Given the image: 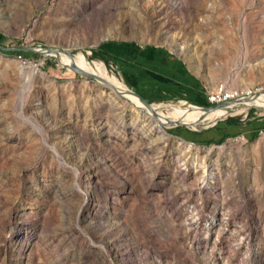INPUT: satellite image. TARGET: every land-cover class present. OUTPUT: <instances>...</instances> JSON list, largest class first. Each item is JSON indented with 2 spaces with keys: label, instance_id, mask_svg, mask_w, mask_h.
<instances>
[{
  "label": "rangeland",
  "instance_id": "374dc122",
  "mask_svg": "<svg viewBox=\"0 0 264 264\" xmlns=\"http://www.w3.org/2000/svg\"><path fill=\"white\" fill-rule=\"evenodd\" d=\"M123 39L206 90L264 91V0H0V45L87 52L134 91L92 52ZM263 103L166 126L54 56L0 51V264H264Z\"/></svg>",
  "mask_w": 264,
  "mask_h": 264
},
{
  "label": "crops",
  "instance_id": "0c3cea01",
  "mask_svg": "<svg viewBox=\"0 0 264 264\" xmlns=\"http://www.w3.org/2000/svg\"><path fill=\"white\" fill-rule=\"evenodd\" d=\"M93 51L147 101H203L206 88L194 68L167 46L142 45L131 39L108 40L97 44Z\"/></svg>",
  "mask_w": 264,
  "mask_h": 264
},
{
  "label": "bare ground",
  "instance_id": "6f19581e",
  "mask_svg": "<svg viewBox=\"0 0 264 264\" xmlns=\"http://www.w3.org/2000/svg\"><path fill=\"white\" fill-rule=\"evenodd\" d=\"M53 56L62 61L65 65L74 66L83 72L93 73L99 79L104 81L106 85H112L111 87L109 86V88H115L116 90L122 91L127 89L117 77L108 73L103 62L90 60L87 57V52L84 53L78 51L72 54V56L60 52H53ZM126 97L135 107L142 109L143 105L135 96L126 94ZM256 101H264V91L259 92L255 96L249 98H243L238 101L230 102L228 109L218 107L210 110H204L193 105H188L186 108H184L181 106V104H176L172 106L171 109L166 108L165 111L162 110V108L166 107L164 104L156 105L152 108L159 117V121H162L166 126H174L175 124L181 123L191 127H196L212 124L214 121L219 118H223L227 114L243 112V110L247 107L253 106ZM182 103L184 102L182 101ZM148 116L153 117L152 113H148ZM155 122L157 123L158 121L155 120Z\"/></svg>",
  "mask_w": 264,
  "mask_h": 264
},
{
  "label": "water",
  "instance_id": "95a60500",
  "mask_svg": "<svg viewBox=\"0 0 264 264\" xmlns=\"http://www.w3.org/2000/svg\"><path fill=\"white\" fill-rule=\"evenodd\" d=\"M18 49L16 48H7V47H4L2 45H0V51H16ZM22 50H27V51H32L36 54H40V55H49V56H53V52H60V53H63V54H66V55H69V56H72V53L70 50H67L66 48H61V49H54V48H48V49H22ZM56 58V57H55ZM57 59V58H56ZM58 60V59H57ZM69 68L71 70H73L74 72L80 74V75H84L88 78H91V79H95V80H98V81H101L103 83H105L104 81H102L101 79H99L96 75H94L93 73H89V72H83L77 68H75L74 66H69ZM110 86V85H109ZM112 86V85H111ZM110 86V87H111ZM118 94H120L121 96L126 97V94H129V95H133L135 96L138 101L143 105L142 107V110H144L145 112L147 113H152L153 115V118L157 121H159V117L156 115L155 111L153 110L152 106L149 105L139 94H137L136 92L132 91V90H129V89H126V90H116L115 88H113ZM257 94V93H256ZM255 94V95H256ZM253 95V96H255ZM230 102H233V101H230ZM230 102H226V103H223V104H220V105H210V106H195V107H199V108H202L204 110H210V109H214V108H218V107H221V108H229V104ZM223 118H226V116H224ZM218 120L214 121L212 124H208L206 126H203L201 127L202 129H207V128H210L212 126H214L216 123H217ZM175 125H183V126H187L185 124H181V123H178V124H175Z\"/></svg>",
  "mask_w": 264,
  "mask_h": 264
},
{
  "label": "built area",
  "instance_id": "2783aa9c",
  "mask_svg": "<svg viewBox=\"0 0 264 264\" xmlns=\"http://www.w3.org/2000/svg\"><path fill=\"white\" fill-rule=\"evenodd\" d=\"M257 92L248 89L247 91H241L239 89H230L224 83H219L212 89L205 91V98L210 105H220L230 101H238L243 98H249L255 95ZM184 103H186L184 101Z\"/></svg>",
  "mask_w": 264,
  "mask_h": 264
},
{
  "label": "trees",
  "instance_id": "16d2710c",
  "mask_svg": "<svg viewBox=\"0 0 264 264\" xmlns=\"http://www.w3.org/2000/svg\"><path fill=\"white\" fill-rule=\"evenodd\" d=\"M3 52L9 53V54H14V55L20 56V57H22L24 59H29V58H32V57H37V54L36 53H34L32 51H27V50L3 51ZM92 52L94 53V51H92ZM95 56H97V55L95 54ZM200 105H202V106H209V104L206 101L205 96H203V101H202V103ZM223 122H224V124L226 126H231V127H238L239 126V120H238L237 117H232V116L226 117ZM214 128H215V130L217 129L216 127H214ZM184 130H187V129H184L183 127H176L175 129H169L168 132H170L172 134H175V135L183 136L182 133H183ZM258 130H259V128L254 129L253 135H257ZM227 136H229V135L224 133L222 135V138L224 139ZM199 138H198L199 140L198 139H194V140L195 141H198L199 143H211L212 142L211 139H208L207 140V139H204L205 137H202V136L199 137Z\"/></svg>",
  "mask_w": 264,
  "mask_h": 264
}]
</instances>
